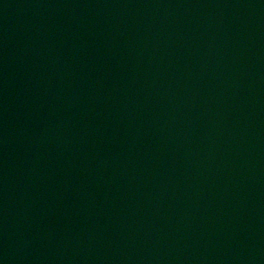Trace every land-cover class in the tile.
Returning a JSON list of instances; mask_svg holds the SVG:
<instances>
[{
	"label": "water",
	"instance_id": "1",
	"mask_svg": "<svg viewBox=\"0 0 264 264\" xmlns=\"http://www.w3.org/2000/svg\"><path fill=\"white\" fill-rule=\"evenodd\" d=\"M0 264H264V0H0Z\"/></svg>",
	"mask_w": 264,
	"mask_h": 264
}]
</instances>
